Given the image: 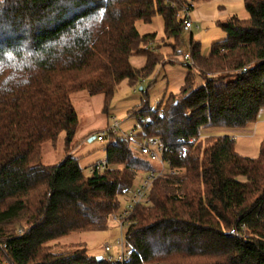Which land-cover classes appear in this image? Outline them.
Masks as SVG:
<instances>
[{"label":"trees","instance_id":"trees-1","mask_svg":"<svg viewBox=\"0 0 264 264\" xmlns=\"http://www.w3.org/2000/svg\"><path fill=\"white\" fill-rule=\"evenodd\" d=\"M189 2L0 0V264H109L85 244L64 253L51 244L108 231L119 198L154 165L113 134L106 169L90 175L69 156L44 166L43 147L62 134L66 145L75 139L74 95L102 96L107 113L123 83L140 90L162 58L146 50L157 34L141 35L137 23L162 18L163 38L178 50V13ZM243 2L248 19L221 23L227 39L209 56L190 38L195 66L187 65L177 95L154 108L145 95L131 111L141 137L161 141L175 172L154 182L150 206L131 217V264H264V139L248 158L219 132L245 130L264 110V0ZM135 58L145 65L135 68Z\"/></svg>","mask_w":264,"mask_h":264},{"label":"rangeland","instance_id":"rangeland-1","mask_svg":"<svg viewBox=\"0 0 264 264\" xmlns=\"http://www.w3.org/2000/svg\"><path fill=\"white\" fill-rule=\"evenodd\" d=\"M234 16L241 20L248 19L249 16L245 10L243 0H211L194 3V9L191 12V17L195 24L194 28L191 32L188 30L184 31L182 45L178 50L175 49L173 40L163 38L164 25L162 18L156 17L151 24L138 22L137 30L141 35L157 33L160 37L156 39L154 45L157 50L155 54L162 58V62L156 68L153 76L141 86V88L145 87V90L142 88L143 91H137L129 88L126 83H123L112 102L113 107L111 106L110 110H107V113H105L104 103L102 104L100 98H91L86 96L87 93L85 92L78 93L72 97L73 105L79 116V132H87V129L91 132L85 133L83 139L79 141V144L84 146L83 149L89 150V154L85 156V159L82 162L80 161L81 165L86 166L90 162H97L106 157L102 151L103 148L102 150L99 148V142L94 140L89 143V139L86 137L88 134L95 136L116 121L121 124V132L119 134L123 135L122 137L129 133H133L136 137L141 136L142 131L136 119L132 117L131 111L140 105L145 95H148L150 105L154 108L164 97H167L169 94L177 95L180 92L188 72L183 58L190 51L191 33H193V40L201 45L203 55L208 52L210 53L214 44L227 39L226 33L221 29V23L227 22ZM196 26L199 29H196ZM144 62V58L132 59V64L137 69L143 67ZM195 77L197 84L204 83L198 75ZM155 99L160 100L159 102H154ZM112 117H115V119L111 120ZM247 130L254 132V127L249 126ZM204 134L217 135L215 131L214 133L209 131ZM231 135L236 139L235 147L238 153L248 158H257L264 139V121L258 125L257 131L253 135L248 134L249 137L247 135L243 136L241 132H232ZM74 141L72 142L73 144ZM131 141L133 142L135 139H131ZM77 147L78 144L73 147H71V144L65 145L64 134H62L57 143H47L44 145L41 163L44 166H56L61 159L69 154L71 148L76 149ZM130 147L134 155L140 158L137 148L131 143ZM160 167L159 165H154V168L157 170H160ZM163 172L168 173L169 171L168 169H164ZM86 174L89 175L88 171H86ZM140 179L141 177L138 175L135 184H138ZM119 200L122 202L121 208H123L126 201L122 200V197ZM108 226L109 230L105 232L72 234L51 244L53 251L54 253H64L68 252L74 244H85L90 256H103L105 246L107 244L113 245L119 238V231L115 225L109 221ZM0 261H3L2 257H0Z\"/></svg>","mask_w":264,"mask_h":264},{"label":"built area","instance_id":"built-area-1","mask_svg":"<svg viewBox=\"0 0 264 264\" xmlns=\"http://www.w3.org/2000/svg\"><path fill=\"white\" fill-rule=\"evenodd\" d=\"M193 9L194 4L189 2L187 5H183L178 13V19L182 21L185 30L191 31L194 28L195 24L191 17ZM196 29H199V27L196 26ZM146 50H150L153 53L157 52L153 42L146 46ZM183 59L186 65L190 67L195 66L192 60L191 51L186 53ZM120 126L121 124L115 121L110 127L96 135L95 140L103 146L105 152L107 151V137H109V135L113 134L116 136H123L119 134L121 132ZM127 135H124V138L129 140L130 143L137 148L138 155L141 159L161 167L160 170L155 169L153 171L140 174V182L136 184L131 191L121 196L123 197L122 200L126 201L124 207L120 208L117 212L110 216L109 221H111L119 231V238L113 243V245L107 244L104 248L103 256L101 257L103 261L109 264H131L134 253L128 246L126 240L127 229L131 224V217L135 213L136 209L144 206H150V192L157 179L168 174H175V172L171 170L169 165L163 160V155L166 152V149L159 139H146L141 136L136 137L133 133H129ZM131 139H135V141L132 142ZM232 139L235 140L233 137ZM105 169L106 163L103 162L93 168L91 170V174L94 173V171L102 172ZM162 169H168L169 172L164 173ZM19 234H23V231L20 230ZM231 234H235V232L232 231Z\"/></svg>","mask_w":264,"mask_h":264},{"label":"crops","instance_id":"crops-1","mask_svg":"<svg viewBox=\"0 0 264 264\" xmlns=\"http://www.w3.org/2000/svg\"><path fill=\"white\" fill-rule=\"evenodd\" d=\"M187 1V0H186ZM189 2V1H188ZM193 30V29H192ZM191 30V31H192ZM188 31H190V30H188ZM190 31V32H191ZM152 34V33H151ZM157 34V33H156ZM162 35H163V33H162ZM191 37H193V33H191V36H190V38ZM160 37L157 35V39H159ZM209 52L208 53H205L204 54V56L205 57H207V56H209ZM142 59V58H141ZM144 65H145V62H144ZM142 68V67H141ZM140 91V90H139ZM86 96H89L88 94L86 95ZM90 97V96H89ZM85 98H88V97H85ZM91 98H97V99H99L100 98V100H101V102H102V104H103V101H104V99H103V97L102 96H96V97H91ZM159 100L160 99H155V101L154 102H159ZM113 107V106H112ZM263 116V117H262ZM113 119H115V117H112V119L111 120H113ZM264 121V110L262 111V113H261V115H260V118H259V121L256 123V124H254V125H251V126H253L254 127V132L255 131H257V128H258V125L260 124V123H262ZM249 128V127H248ZM247 128V129H248ZM247 129H245V130H242V131H219V132H223L225 135H228V136H231V137H233L234 138V136L233 135H231V133L232 132H241L242 134H243V136L244 135H247V137H249V135L248 134H252L253 135V133L254 132H250V131H248ZM90 131L87 129V132H79V130H78V132H77V135H76V137H75V141H74V144L73 143H71V147H73V146H75L76 144H78V147L76 148V149H73V148H71V150L69 151V154L66 156V157H72V158H75V159H80V161L82 162L84 159H85V156L86 155H88L89 154V150H87V149H83L84 148V146L82 145H80L79 144V141L81 140V139H83V136L85 135V133H89ZM80 133V134H79ZM91 133V132H90ZM86 137H88V139H89V143H91L90 142V139H92V138H94V140H95V137H96V135L95 136H90V134H88ZM246 137V136H245ZM64 140H65V136H64ZM96 141V140H95ZM235 141H236V139H235ZM66 145V144H65ZM66 148V147H65ZM99 148L102 150V148H103V146L100 144L99 145ZM104 153H105V155H106V152L104 151V149L102 150ZM66 152V151H65ZM240 154V153H239ZM65 157V158H66ZM65 158H63V159H61L60 160V162L58 163V164H60L61 162H63V160L65 159ZM105 160H106V157H105V159H102V160H100V161H97V162H90V163H88L86 166H83V165H81V162H80V166L85 170V173H86V171H88V173H89V175L91 174V170L93 169V168H95V167H97L98 165H100L101 163H103V162H105ZM123 198V197H122ZM121 202V201H120ZM96 257V256H95ZM97 257H99V256H97Z\"/></svg>","mask_w":264,"mask_h":264},{"label":"water","instance_id":"water-1","mask_svg":"<svg viewBox=\"0 0 264 264\" xmlns=\"http://www.w3.org/2000/svg\"><path fill=\"white\" fill-rule=\"evenodd\" d=\"M140 91H143V89L140 88ZM93 141H94V138L90 139V142H93ZM97 261L102 262L103 261L102 257L101 256L97 257Z\"/></svg>","mask_w":264,"mask_h":264}]
</instances>
